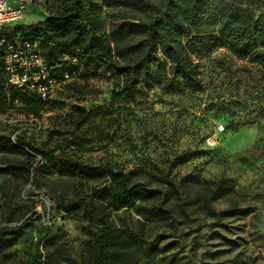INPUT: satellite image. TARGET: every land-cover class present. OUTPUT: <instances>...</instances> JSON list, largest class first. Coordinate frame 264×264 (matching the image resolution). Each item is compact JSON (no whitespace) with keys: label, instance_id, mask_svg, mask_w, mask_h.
<instances>
[{"label":"rangeland","instance_id":"obj_1","mask_svg":"<svg viewBox=\"0 0 264 264\" xmlns=\"http://www.w3.org/2000/svg\"><path fill=\"white\" fill-rule=\"evenodd\" d=\"M225 1L264 16V0ZM60 2L45 0L26 12L12 26L14 33L38 26ZM136 3L146 10L132 9L129 16L159 8V0ZM195 60L201 91L155 86L116 104L109 73L97 66L82 78L79 69L41 106L39 130L21 104L10 107L7 116L13 122L0 123V142L15 144L19 138L44 152L59 148L55 154L61 151L89 165L112 164L134 171L139 180L157 182L168 174L187 188L223 180L234 188L232 200L243 211L222 217L228 199L207 209H184L172 222L152 226L155 243L139 264H264V67L239 60L226 48ZM31 154L35 162L27 176L6 171L22 155L0 151V227L19 225L35 211L41 215L14 234H0L5 262L25 264L31 245L48 242L55 254L51 264H81L87 224L57 209L54 201L86 188L47 169L36 170L44 159ZM8 212L15 221H6Z\"/></svg>","mask_w":264,"mask_h":264},{"label":"trees","instance_id":"obj_2","mask_svg":"<svg viewBox=\"0 0 264 264\" xmlns=\"http://www.w3.org/2000/svg\"><path fill=\"white\" fill-rule=\"evenodd\" d=\"M132 9L144 11L146 6L138 7L136 0H61L54 13L19 35L38 43L57 80L63 79L65 71L73 79L79 69L80 77L86 78L90 70L101 66L114 79L111 101L115 104L133 98L142 88L155 86L201 91L195 58L217 48L264 67V16L256 17L237 4L159 0L153 14L129 16ZM15 104L22 105L25 116L39 117L38 111L47 103L1 76L0 114H7ZM14 143L0 142V151L24 157L17 165L8 166L7 172L28 176L35 162L32 152L44 159L37 162L36 170L47 169L62 179L77 181L81 188L85 186L84 192L72 190L69 196L54 201L57 209L87 224L89 239L81 264H139L155 243L150 240L152 226L172 222L175 214L190 207L207 209L215 201L228 199L231 204L219 212L222 217L243 211L232 200L234 188L223 180L203 182L197 188L174 182L168 174L157 182L139 180L134 171L112 164L89 165L61 151L55 154L59 148L44 152L19 138ZM40 216L35 211L19 225L0 227V234H14ZM6 221H15L11 212ZM54 255L48 242L42 246L38 242L31 245L25 264H51ZM0 264H8L1 248Z\"/></svg>","mask_w":264,"mask_h":264},{"label":"built area","instance_id":"obj_3","mask_svg":"<svg viewBox=\"0 0 264 264\" xmlns=\"http://www.w3.org/2000/svg\"><path fill=\"white\" fill-rule=\"evenodd\" d=\"M45 0H0V77L25 92L47 103L55 88L70 79L69 73H63V79L57 80L51 75V67L43 58L36 42L14 34L12 26L29 10L39 7ZM35 130H39L42 121L33 117ZM13 122L7 114H0V123Z\"/></svg>","mask_w":264,"mask_h":264}]
</instances>
